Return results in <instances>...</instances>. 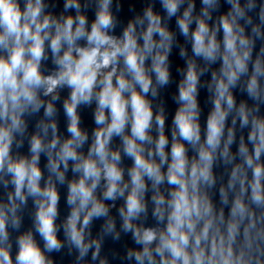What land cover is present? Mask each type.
I'll return each mask as SVG.
<instances>
[{"label":"clouds","instance_id":"1","mask_svg":"<svg viewBox=\"0 0 264 264\" xmlns=\"http://www.w3.org/2000/svg\"><path fill=\"white\" fill-rule=\"evenodd\" d=\"M227 2L230 9L210 27L220 0H202L199 14H195L194 0H161L167 18H177L193 55L206 63L222 61L219 72L212 75L213 108L203 139L197 102L202 72L195 60L187 61L178 85L179 107L169 153L163 111L154 115L148 99L150 94L155 98L171 76L168 57L174 34L159 13L149 6L117 37L110 34L116 25L112 0H98L90 26L80 0H65V12L75 9L76 15L60 17L45 11L44 0H0V49L6 53L0 55V174L8 178L4 186L11 184L13 189L7 202L0 203V264H52L45 253L64 246L56 224L60 199L56 183H65L69 161L78 178L67 185L70 214L62 227L65 241L78 251L79 259L93 247V259L99 257L101 240L92 239L89 231L94 219L105 218V234L119 238L104 201L122 198V230L131 232L140 246L127 253L136 264H251V257L237 254L234 244L243 232L245 243L251 246L255 209H264V114L257 103L264 101V47L253 59L254 37L264 38V31L256 24L252 35L245 32V24L252 25L249 13L256 9V0ZM258 16L264 23V0ZM221 30L222 40L217 38ZM46 48L56 65L48 75L41 71ZM181 55H186L183 49ZM242 78H246L242 90L254 102L251 107L246 101L237 105L233 95ZM65 87L70 89L63 104L70 135L61 139L52 101L59 98L57 90ZM41 95L52 100L45 104ZM93 103L96 128L85 155L81 149L89 137L80 127L78 108ZM41 108L46 119L30 137L29 155L14 156L13 144L27 130L25 115L39 113ZM230 115L232 124L227 126ZM237 121L242 134L233 153ZM154 124L155 138L151 135ZM114 137L121 138L123 154L133 160L128 181L120 167L121 151L110 147ZM186 145L196 153L191 160ZM42 153L47 156L50 174L43 187ZM218 160L228 174L219 189L221 205L229 208L227 216L223 207L217 211L207 192L201 190L215 186L213 167ZM165 165L166 172L162 171ZM102 180L100 198L96 190ZM146 180L154 190L165 181L172 186L164 228L136 223L147 210ZM28 197L36 206L34 229L43 241V250L30 230L16 237L13 251L9 226L19 231L17 211ZM152 199L156 205L153 215L162 222L165 197L157 192ZM99 264L107 261L100 259Z\"/></svg>","mask_w":264,"mask_h":264}]
</instances>
